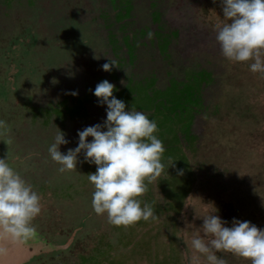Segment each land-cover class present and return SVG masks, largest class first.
<instances>
[{"label": "rangeland", "instance_id": "rangeland-1", "mask_svg": "<svg viewBox=\"0 0 264 264\" xmlns=\"http://www.w3.org/2000/svg\"><path fill=\"white\" fill-rule=\"evenodd\" d=\"M222 18L219 0H0L4 148L40 198L72 181L93 191L86 175L95 165L81 154L76 170L58 172L47 145L57 127L68 141L63 153L75 147L77 130L103 122L105 106L91 92L101 80L114 85L126 109L156 121L164 169L141 197L161 209L155 220L111 233L118 264H194L188 224L199 227L213 206L229 224L236 218L264 227V80L221 55L215 28ZM24 33L37 38L29 57L10 42ZM107 59L116 63L106 72ZM179 186L186 194L171 205L165 192ZM57 214L46 215L55 226Z\"/></svg>", "mask_w": 264, "mask_h": 264}, {"label": "clouds", "instance_id": "clouds-1", "mask_svg": "<svg viewBox=\"0 0 264 264\" xmlns=\"http://www.w3.org/2000/svg\"><path fill=\"white\" fill-rule=\"evenodd\" d=\"M219 3L223 23L215 28V41L221 55L230 62H246L249 71L264 78V0ZM115 63L107 59L100 67L107 72ZM91 92L97 104L105 106V119L77 130L75 147L63 153L59 146L68 141L56 127L47 145L50 159L58 165V172L76 170L81 154L84 162L95 165V171L86 175L93 186L91 207L97 215L106 214L108 223L128 226L157 219L153 207L140 199L164 169L165 148L156 135V121L131 106L126 109L125 102L113 95L114 85L108 80L98 82ZM71 95L77 93L73 90ZM4 126L0 120V127ZM213 208L200 217L199 227L188 224L193 229L188 241L194 264H226L218 252L248 264H264V227L236 218L229 224ZM40 211L37 191L9 165L7 157L0 158V232L14 243H24L33 236L32 220Z\"/></svg>", "mask_w": 264, "mask_h": 264}, {"label": "flooded vegetation", "instance_id": "flooded-vegetation-1", "mask_svg": "<svg viewBox=\"0 0 264 264\" xmlns=\"http://www.w3.org/2000/svg\"><path fill=\"white\" fill-rule=\"evenodd\" d=\"M28 34L29 33H24L20 41H10L11 44H15L17 50L19 47L26 49V57H29L30 52L35 51L34 45L37 43V38H35L33 34ZM26 45H28L29 48ZM15 61L21 62L17 57ZM24 61L26 62V59ZM10 71L11 68L8 72ZM249 72L257 76L255 82L260 79L264 80V78H260L258 74L251 71ZM4 94L5 91L0 88V97L4 96ZM0 100L3 101L2 98H0ZM4 115L6 116L5 121L8 125L12 117H9L7 113H4ZM18 125H21L20 122H18ZM168 129L173 130L172 127ZM168 129L166 130L168 131ZM20 136L22 135L20 134ZM14 138L15 136L12 134L8 139L13 140ZM4 144H6V142L3 138V127H0V158H6L7 155ZM76 174L82 177L80 172ZM74 180H79V178L74 176ZM65 183L66 184L62 186L60 184L61 187L54 186L50 188L53 194L63 193L65 195L60 196L54 194L52 198H40L41 211L32 220L35 232L34 240L32 239L31 241L32 246L29 248V251H32V253L34 249L35 252L22 264H118L119 260L114 257L113 249L115 248H113V246L115 242H113L111 233L115 237V232L119 229V226L113 228L115 225L108 223L106 214L97 215L94 213L91 207V187L88 189L87 187L82 188L79 181ZM181 184H183V182H181ZM185 184H191V182L186 181ZM192 185H194L193 182ZM162 187L164 188V184ZM60 189L61 191L59 192L58 190ZM180 189L184 190V187L179 186L178 189L171 190L169 188L168 194L165 192V196L168 195L170 197L169 204H174L176 199L178 200L181 196H184L183 194H186H182ZM160 190L161 186H158V188H156L158 194ZM48 197L50 196L48 195ZM145 197L146 196L140 197L142 204L144 202L149 203L153 207L154 212L157 213L161 207L158 208L154 200L152 201L154 202L153 204ZM77 199L79 201H77ZM156 203H158L157 200ZM51 212H58L57 215L59 218L56 222L59 223L56 226L54 220L51 222L49 218H46V215L48 216ZM91 216L92 218H90ZM98 217L99 219L97 221ZM134 226L136 225H128L124 229ZM108 229L111 231L109 232ZM109 234L110 237L108 236ZM54 239H58V244H55L56 246L53 244ZM70 243L71 245H69ZM54 252L56 254H54Z\"/></svg>", "mask_w": 264, "mask_h": 264}, {"label": "water", "instance_id": "water-1", "mask_svg": "<svg viewBox=\"0 0 264 264\" xmlns=\"http://www.w3.org/2000/svg\"><path fill=\"white\" fill-rule=\"evenodd\" d=\"M32 239L34 240V234L24 243H14L3 232H0V249H4L0 252V264H22L25 262L35 252V249L33 253L29 251Z\"/></svg>", "mask_w": 264, "mask_h": 264}, {"label": "trees", "instance_id": "trees-1", "mask_svg": "<svg viewBox=\"0 0 264 264\" xmlns=\"http://www.w3.org/2000/svg\"><path fill=\"white\" fill-rule=\"evenodd\" d=\"M257 134H259V132L256 131Z\"/></svg>", "mask_w": 264, "mask_h": 264}]
</instances>
